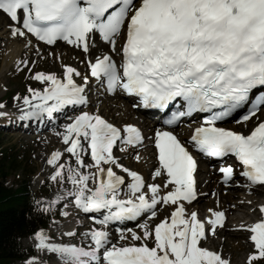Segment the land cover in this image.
I'll list each match as a JSON object with an SVG mask.
<instances>
[{"label":"snow or ice","instance_id":"obj_1","mask_svg":"<svg viewBox=\"0 0 264 264\" xmlns=\"http://www.w3.org/2000/svg\"><path fill=\"white\" fill-rule=\"evenodd\" d=\"M0 16L8 22L12 38L30 44L33 37L49 46L63 41L88 58L84 84L75 81L81 73L70 65L62 66L60 77L43 71L32 74L31 79L45 86L27 89L19 119L52 118L66 106H86L84 85L90 78L104 83L109 93L118 89L138 98L145 108L164 110L182 102L164 124L176 126L183 118L205 114L187 143L207 157H234L248 187L264 186V120L257 116L264 107V90L258 87H264V0H0ZM97 34L118 61L107 53L91 58L88 41ZM28 63L16 61L17 69ZM250 93L254 98L247 103ZM245 107L237 122L253 117L258 121L247 134L218 126ZM68 119L57 135L75 167L58 163L62 153L54 150L46 161L54 166L49 179L63 189L61 198H74L75 207L86 214H101L102 219L95 221L101 227L82 234L90 240L87 248L51 243L47 234L36 231V249L57 254L63 264H230L221 252L201 246L208 233L215 235L217 226H223L225 213L209 209L205 221L196 211H186L197 197L193 175L197 162L173 131H155L152 142L158 164L151 173L153 182H146L114 154L119 147L131 155L130 149L134 152L143 144L138 127L131 123L117 127L88 111ZM86 153L91 159L87 165ZM135 159H141L138 152ZM219 172L225 184L236 177L231 165H221ZM58 202L52 199L43 210ZM161 206L171 209L170 216L153 226L151 220ZM259 212L256 222L239 225L252 244L247 264L264 261V205ZM119 221H137L140 233L127 230L133 243L111 242L108 226ZM127 238L121 232L120 240ZM25 264L38 261L33 257Z\"/></svg>","mask_w":264,"mask_h":264},{"label":"rangeland","instance_id":"obj_2","mask_svg":"<svg viewBox=\"0 0 264 264\" xmlns=\"http://www.w3.org/2000/svg\"><path fill=\"white\" fill-rule=\"evenodd\" d=\"M7 24H8V22L6 20L0 21V30L2 28H4L3 26H6ZM7 46H8V41L0 40V53H1L0 54V69L2 67V56L4 55V53L7 52L8 48L10 49V46H8V47ZM62 47L67 48V46L64 44L62 45ZM65 48H61V49L66 50ZM58 49H59V47H57V46L53 47V48H44L43 47L40 49L38 48V46H32L30 49L31 50L30 51L31 56H30V53L26 54V51L24 53L20 52L21 54L19 53V56H17L16 61L27 60V61H29V63L26 67L20 66L19 70L17 69V64L15 63L13 65V67L8 72H5V74L2 75V77L0 79V103L4 104L5 107L0 108V113L7 114L8 119H10L9 116H12V115H10V114H12L11 113L12 110L15 107L21 106L23 104L22 97L25 94H28L27 89L29 87H32V88L37 89V90H42L44 88L43 83L31 79V75L37 71H43L45 73L52 72V73H55L58 77H60L62 75V66L63 65H70V66L76 68L77 71L82 73L77 66L83 65L85 63L84 60H83V63L81 62L82 58H85V54L76 51L73 55L66 54L64 56L65 58L63 57L62 59H60L61 58V56H60L61 51H59ZM57 51H58V54H57ZM52 53H55L56 55H52ZM57 55L59 56V59L56 58ZM96 55H98V54H94L93 56H96ZM82 77L80 79L77 77H74V79H75V81L77 79H79L77 82H81ZM17 96H19L21 99H19V100L14 99V97H17ZM94 97H95V99L99 98V96H97V95H95ZM111 101H112L111 98L99 100L94 105L88 106V108L91 110L94 108H98V113L105 116V114H107V113H105V110H104L105 103H107V102L111 103ZM122 103H125V102H122ZM22 106H24V105H22ZM5 108H6V110H5ZM86 110L89 112L88 109H86ZM86 110L81 109V111H86ZM109 110H111L110 111L111 115H109L110 120L112 122L116 123L117 117H115V116H117L118 113L116 114V112L114 111L115 108L113 109L110 107ZM81 111H77L74 114L78 115L79 112H81ZM15 113L16 112L14 110V114ZM262 115H264V112L262 113ZM72 116H73V114H72ZM132 119H133L132 117H129L128 120L124 121V123L127 121L131 122V121H133ZM68 122H70V121H68ZM11 123H13V121L9 120L6 123H0V124L8 125ZM116 124H119V123H116ZM58 130H60V128H58ZM49 131L50 130H48V133H47V131L42 132V133L43 134L47 133V135L49 134L51 136L53 133L50 134ZM40 134H37V135L36 134H33V135L22 134L21 135L18 131L0 130V150L1 151L6 150L7 148L13 149V151H11V153L13 152V154H15V156L17 157V163L15 164V169L11 170L9 172V175L4 180V184L8 188L12 187L13 189L17 188L19 185L24 184L25 187H27V193L28 194H31L32 196L38 195L40 197L39 202L41 204L43 203L44 206H47L52 199H58L59 198L58 197L59 192L62 188L59 184L54 183L49 179V177L51 176V173L54 171V166L48 165L45 162V160L47 161L46 157L49 156L52 151L60 150L62 153V157H61V160L58 161V163H69V164H72V166H74V167H75V163H74V159L71 158L70 155L64 151V148H65L64 144H63L64 146H62L61 143L59 142L60 146L59 145H57V146L51 145L50 147L46 148L43 145L44 140H41V138H43V136H42L43 134H41V135ZM58 137H59V135H57V139H58ZM45 143L47 144V142H45ZM135 152H138L140 155H142L141 158L144 157L142 162H134ZM135 152H132L131 156L128 158L129 161L127 164H129V168L135 167L136 169H138V165L141 166L142 168L148 166L149 160L151 161L150 151L147 152V149H143L142 152L141 151H135ZM115 153L119 154L117 149L115 150ZM85 156L87 158H90L88 153H86ZM85 156H84V158H85ZM86 162L90 163L91 161L86 160L85 165H86ZM121 163L124 165L125 160L123 159L121 161ZM149 170L150 171H149L148 179L146 178L147 182H150V180H151L150 178L152 176L151 175L152 171H151V169H149ZM202 180L204 181L203 183H201V187L203 188L207 179H202ZM64 186L66 188H71L70 184H65ZM215 188L216 187H213L211 190L204 193L203 196H205V194H207V193L208 194L205 196V198L203 196H202V198H204V199L208 198L209 200L211 199L212 201H215V198L218 196V192L220 191V188H219V191L216 190ZM236 191L238 194L236 196H234V199L238 203H243V202L247 201L246 203L249 204L251 208H249L248 210H245V212H242V211H238V212L234 211V212L238 213L242 219H245L244 218L245 214L246 215L248 214L247 218L245 219L246 221L253 219L254 215H255V210L253 207L256 205L257 202H259L261 200V198H262L261 194L256 195L257 193H253V195L249 196L248 194H246L245 191H243L241 189L236 190ZM230 192H231L230 190H223L222 189L221 194L228 197L230 195ZM245 197H249L250 200H245L246 199ZM60 199H63V198L60 197ZM205 201H208V200H205ZM216 203H217V201H215L214 204L216 205ZM68 204L69 203L67 202V205ZM64 208H65L64 204H59V205L56 204V205H54L48 209L49 212L51 213V216H52L51 218L53 220L51 221L49 227L45 231H48L49 242H51V243H69L71 241V240H69V241L66 240L61 235H57L58 233L57 234L55 233L57 231V229L63 225V222L65 220L64 218H66V217L71 218V215H73V219H75L73 221L76 222V215H74L71 212L72 211L71 208H68V209H70V214H69V210L64 209ZM202 208H200V209L198 208V209L200 211H204V209H202ZM62 211H67L68 216L61 215ZM158 211H160V209ZM76 212H78V211L76 210ZM240 212H242V213H240ZM229 217L232 218L231 216H229ZM71 221H72V219H71ZM228 222H229V220H228ZM233 222H235V221H233ZM233 222L231 223V226H226L225 233L221 232V231H219L215 235H212L211 233H209L208 234V236L210 235L209 241L208 242L205 241V242L201 243V246L206 247L208 249L213 246L214 247L213 249H215V250L218 249L217 247L222 248V252L224 253L223 256H228V258H230V264H247V255L252 250H251V248H249L246 245L245 239L243 238L242 233L232 229L233 227L237 226ZM151 224L154 226L153 220H151ZM83 228H85V227H83ZM83 228H80L76 233L78 234L79 231H81ZM86 229L89 230V228H86ZM133 230L137 231L138 233L141 232V230H139V228L137 226L135 228H133ZM85 232L86 231H83V233H85ZM231 232H234L238 235L228 237L227 233H231ZM77 234H75V236ZM81 235L79 234V236H77L76 240H78L80 243L83 242L85 244L86 238L84 237L85 240H81ZM58 236L60 238L59 240H58ZM238 237H240V239H238ZM70 239H71V237H70ZM228 240H229V242H228ZM20 243H21L22 247H24L26 249H30L33 252L32 258L33 257L36 258V260L38 261V264H56L57 262H59L61 260V258L55 253H50L47 251H40V250L36 249L35 243H34V237L32 239H23V240H21ZM117 243H119V242L117 241ZM136 243H139V242H136ZM89 244H90V241H89ZM241 245H245V248H243V249L240 248ZM219 252H221V250ZM11 264H15V263H11ZM261 264H264V261H262Z\"/></svg>","mask_w":264,"mask_h":264},{"label":"bare ground","instance_id":"obj_3","mask_svg":"<svg viewBox=\"0 0 264 264\" xmlns=\"http://www.w3.org/2000/svg\"><path fill=\"white\" fill-rule=\"evenodd\" d=\"M0 21H5V19L2 17V16H0ZM3 26V25H2ZM4 28H2L0 31V40H5V41H8V46H10V49L8 50L7 48V52L6 53H4V55L2 56V67H1V69H0V79H1V77H2V75L3 74H5V72H8L12 67H13V65L16 63V59H17V56H19V53L20 52H25L26 51V54L27 53H30V49H31V47L32 46H35V44H34V42H32L31 41V43L30 44H28V41L27 40H23V39H15V38H12L11 36H9L8 34H7V29L5 28L6 26H3ZM89 51H90V56H91V58H95V57H98V56H101L102 54H105V53H107V54H110V55H112L113 56V58L114 59H116V54L114 53V52H112L111 51V48H110V46L107 44V43H105L104 41H102V40H99L96 36H91L90 38H89ZM7 44V43H6ZM27 44V47L25 46ZM66 45L67 46V48H65V47H62V45ZM7 46V47H8ZM38 46V45H37ZM59 47V51H61V58L60 59H62L66 54H71V55H73L76 51H78V52H80V53H82V51L79 49V48H77V47H75V46H72V45H68L67 43H65V42H58V43H56L53 47ZM44 48H46V47H44ZM61 48H65L66 50H62ZM33 53V52H32ZM60 53V52H59ZM1 54V53H0ZM21 54V53H20ZM57 54H58V51H57ZM84 54V53H83ZM94 54H98V55H96V56H93ZM30 56H31V53H30ZM65 58V57H64ZM81 60V59H80ZM83 60H84V62L85 61H88V58L85 56V58H82V60H81V62L83 63ZM85 64V63H84ZM80 65V66H77L76 64V66L79 68V70L81 71V72H84L85 70H86V67H85V65ZM58 72V71H57ZM56 72V73H57ZM45 86V85H44ZM100 98V97H99ZM90 99V100H88V104H89V106L90 105H94L95 103H97L99 100H104V99H108V98H111L112 99V101H111V103H105V106H104V110H105V113H107V114H105V116L104 115H102V114H99L98 113V108H94V109H89L88 108V110H89V112L90 113H97V114H99V115H101L102 116V118H104V119H106L108 122H110V123H112V121L110 120V116L109 115H111V110H109L110 109V107L111 108H115V112H116V114L118 113V115L117 116H115V117H117V122L116 123H119L118 124V126L121 124V123H124V121L125 120H128V118L129 117H132L133 119L132 120H134V121H131V122H137V123H139V124H141L139 121H141V119H140V116H138L137 114H136V112L133 110V107L131 106V105H128V104H124V103H122L123 101L122 100H125V99H123L119 94H115L114 96H111V97H109V96H104V98H100V99ZM108 101V100H107ZM105 102V101H104ZM104 104V103H103ZM109 104V105H108ZM80 107V106H79ZM82 107V106H81ZM9 108V107H8ZM264 109H262L261 110V113H263L264 111H263ZM70 111L71 110H69L67 113H70ZM87 111V110H86ZM73 114V113H72ZM72 114H70V115H68L63 121H56V123L55 124H57L55 127H51V130L49 131L50 132V134L51 133H53L51 136L48 134L47 135V133H48V131H47V133H45V134H43V133H41V134H43L42 136H43V138H41V140H44V146L47 148V147H50L51 145H59L60 146V143H61V145L62 146H64L63 145V142H62V138L59 136L58 137V139H57V133H62L63 131H64V129L61 127L63 124H65V123H67L68 121H70L68 118H70V117H74L75 115H77V114H73V116H72ZM115 114V115H116ZM10 117V119H8V115L7 114H2V115H0V123H6L7 121H13V123H15L16 121L18 122V117H16V115H12V116H9ZM262 117L264 118V115H262ZM116 119V118H115ZM27 121V120H26ZM16 122V123H17ZM116 123H114L113 122V124L114 125H116ZM125 123H127L128 124V121L127 122H125ZM49 126H53L52 125V122H47V124L46 125H44L42 128L44 129V128H47V127H49ZM117 126V125H116ZM122 126V124L120 125V127ZM58 128H60V130H58ZM143 129H144V131H145V138L146 137H149V134H151L152 133V131H151V128L150 127H147L145 124L143 125V127H142ZM152 130H154V129H152ZM185 129L182 127V128H180L179 129V135H180V138H184V133H185ZM40 134V135H41ZM37 135V134H36ZM45 136V137H44ZM55 138H54V137ZM40 141V140H39ZM58 141V142H57ZM145 141H146V139H145ZM45 142H47V144L45 143ZM60 142V143H59ZM42 143V142H41ZM147 144V143H146ZM55 147V146H54ZM116 149L118 150V152H119V154L118 155H122L120 158H121V160H120V162L124 159L125 160V167L127 166L128 168H129V164H127L128 163V161H129V157L131 156V155H127V154H125V153H122L121 151H120V149H119V147H116ZM130 151V150H129ZM146 151V150H145ZM147 152H149L148 150H147ZM151 153L153 154V156L151 155V161L149 160V162H148V166H146V167H144V168H142L141 166H139L138 165V172L146 179H148V175H149V169L150 168H153L154 169V166H156L157 164H156V162H155V160H154V150H153V148H152V150H151ZM150 153V154H151ZM118 155H116V156H118ZM140 156H142V155H140ZM48 158V156L46 157V159ZM144 158V157H143ZM143 158H141L139 161H137L135 158H134V162H142V160H143ZM152 158H153V160H152ZM86 160H90V159H85V161ZM91 161V160H90ZM45 162H46V160H45ZM91 163V162H90ZM89 162H86V165L87 164H90ZM127 164V165H126ZM74 167V166H73ZM130 169V168H129ZM45 170V169H44ZM83 171H87L88 169L87 168H84V169H82ZM116 171H118L119 172V170H116ZM136 171V170H135ZM211 174V175H210ZM205 177V178H204ZM151 180H150V182H153V177L151 176V178H150ZM199 182H198V184H197V186L199 187V188H201V183H203L204 181L202 180V179H207L206 180V183H205V185H204V187L201 189V191L199 192V194L201 195V196H203V194L204 193H206V192H208L209 190H211L213 187H216L215 189H217L218 191H219V188L221 187V189H220V191L218 192V196L215 198V201L218 199V203H216V205L214 204L215 203V201H212L211 199L209 200L208 198L207 199H204V198H202V197H198V199L194 202V204L192 203V204H190V211H189V214H190V212L191 211H196L197 212V214H198V218L199 219H203V217L201 216V214L205 211V210H209V209H212V210H216V209H222V210H226V216H227V220H232V221H235L237 224V226L236 227H239V225L243 222V220L244 219H242L241 217H240V215L238 214V213H235V212H238V211H242V212H245V210H248L249 208H251L250 207V205L249 204H247L246 202L247 201H245V202H243V203H238L235 199H234V196H236L238 193H237V191L236 190H231V189H233V188H231L230 190H231V192H230V195L228 196V197H226V196H224V195H222L221 194V192H222V189H227V187L226 188H224L225 186H220L221 184H219V182H218V184H217V180L219 179V177H217L216 175H214V174H212V173H210V169L208 170V168L206 167V164L205 163H201V165H200V169H199ZM219 181V180H218ZM155 182H157V183H162V181L160 180V178H156V180H155ZM245 185V184H244ZM89 186L91 187L92 186V181L90 180L89 181ZM145 191H146V189H145ZM254 193H257L256 195H258V194H261V196H262V198H263V195H264V191H263V189H256V191H253ZM150 195V194H149ZM251 195H253L252 193L249 195V196H251ZM246 199L245 200H250L249 199V197H245ZM205 200H208V201H205ZM252 202V201H251ZM166 207V209H169V207L168 206H165ZM203 207V208H202ZM68 208H71L70 206H68V205H65V208L64 209H67V210H70V209H68ZM77 211L79 210L78 208H76V207H74ZM200 208H202V209H204V211H200L199 209ZM171 211V210H170ZM170 211H169V213H168V217H169V215H170ZM235 211V212H234ZM72 213H73V210L71 211ZM209 212V211H208ZM242 212H240V213H242ZM165 213H167L166 212V210L164 209V210H162L161 212H159V221L160 220H162V219H164L165 218V216H164V214ZM243 215V214H242ZM248 215V214H247ZM247 215L245 214V219L247 218ZM229 216H231L232 218H230ZM167 217V216H166ZM249 217V216H248ZM229 218V219H228ZM65 220H64V222H63V225L61 226V227H59L58 229H57V231L55 232L57 235H61L62 237H64L66 240H70V237H72V236H68V235H65L64 233H67V232H72V233H74V234H77L76 232L80 229V228H83L82 226H81V224H79L78 222H74V221H71V218L70 217H66V218H64ZM158 223V222H157ZM83 226L85 227V228H90L91 227V225L90 224H88L87 225V222H84L83 223ZM225 228L224 229H222V230H220L221 232H224L225 233V230H226V226H228V221L225 223ZM74 227H75V229H74ZM74 229V230H73ZM140 230V229H139ZM60 232V233H59ZM125 235H127V240H120V235H121V233L120 234H116L113 230L112 231H109V238H110V240H111V242H112V236L114 237L113 239H115L116 240V242H115V244L117 243V241H119V242H123V244L124 243H128V241L130 240V235L127 233V231L126 230H124V231H122ZM44 233L45 234H47L48 235V237H49V234H48V231H44ZM241 233V232H240ZM234 235H238V234H236V233H234V232H231V233H227V236L228 237H231V236H234ZM60 238H59V236H58V240H59ZM83 239H85L84 238V236H83ZM238 239H240V237H238ZM89 241L90 240H88V239H86V241H85V244L82 242L81 244H82V246L83 247H85V248H87V247H89ZM125 241V242H124ZM67 242V241H66ZM228 242H229V240H228ZM240 248H245V245H241L240 246ZM221 250H222V248H221ZM224 254V253H223ZM27 261V260H26ZM26 261H23V262H18V263H15V264H25V262ZM62 260H60L59 262H57L56 264H60V262H61Z\"/></svg>","mask_w":264,"mask_h":264},{"label":"trees","instance_id":"obj_4","mask_svg":"<svg viewBox=\"0 0 264 264\" xmlns=\"http://www.w3.org/2000/svg\"><path fill=\"white\" fill-rule=\"evenodd\" d=\"M8 151V152H7ZM13 149L0 150V264H9L31 256L20 240L32 236L49 223L47 213L35 206V199L28 197L24 184L16 189L8 188L4 180L15 169L17 157Z\"/></svg>","mask_w":264,"mask_h":264}]
</instances>
